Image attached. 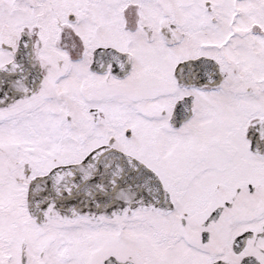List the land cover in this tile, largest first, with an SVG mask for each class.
<instances>
[{"label": "snow or ice", "instance_id": "1", "mask_svg": "<svg viewBox=\"0 0 264 264\" xmlns=\"http://www.w3.org/2000/svg\"><path fill=\"white\" fill-rule=\"evenodd\" d=\"M0 264H264V0H0Z\"/></svg>", "mask_w": 264, "mask_h": 264}]
</instances>
